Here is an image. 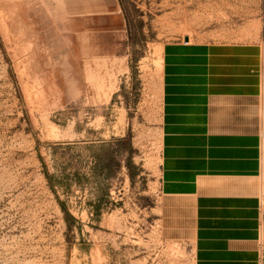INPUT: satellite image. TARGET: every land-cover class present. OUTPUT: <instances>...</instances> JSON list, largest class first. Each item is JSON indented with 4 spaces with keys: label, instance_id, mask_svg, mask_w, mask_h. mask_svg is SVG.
Wrapping results in <instances>:
<instances>
[{
    "label": "rangeland",
    "instance_id": "obj_1",
    "mask_svg": "<svg viewBox=\"0 0 264 264\" xmlns=\"http://www.w3.org/2000/svg\"><path fill=\"white\" fill-rule=\"evenodd\" d=\"M185 37L264 60V0H0V264H193L159 187L162 48Z\"/></svg>",
    "mask_w": 264,
    "mask_h": 264
},
{
    "label": "crops",
    "instance_id": "obj_2",
    "mask_svg": "<svg viewBox=\"0 0 264 264\" xmlns=\"http://www.w3.org/2000/svg\"><path fill=\"white\" fill-rule=\"evenodd\" d=\"M162 48L160 208L193 264H264V60L249 43Z\"/></svg>",
    "mask_w": 264,
    "mask_h": 264
},
{
    "label": "trees",
    "instance_id": "obj_3",
    "mask_svg": "<svg viewBox=\"0 0 264 264\" xmlns=\"http://www.w3.org/2000/svg\"><path fill=\"white\" fill-rule=\"evenodd\" d=\"M46 177H47V179H49V178H50V176H48L47 174H46Z\"/></svg>",
    "mask_w": 264,
    "mask_h": 264
}]
</instances>
